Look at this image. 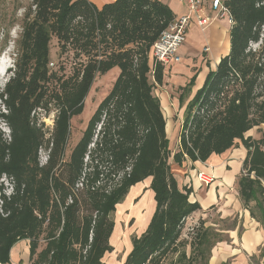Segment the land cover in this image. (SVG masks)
Listing matches in <instances>:
<instances>
[{
	"label": "trees",
	"instance_id": "1",
	"mask_svg": "<svg viewBox=\"0 0 264 264\" xmlns=\"http://www.w3.org/2000/svg\"><path fill=\"white\" fill-rule=\"evenodd\" d=\"M224 1L233 20L230 53L193 99L173 153L154 93L165 70L154 44L175 19L172 10L162 0H114L100 8L88 0H33L12 76L0 90V120L10 130L9 137L0 130V264L11 263L21 241H29V264H103L114 251L116 207L149 179L155 210L124 264H166L175 256L170 264H206L210 232L202 221L190 241L182 240L186 221L202 207L191 188L179 187L172 166L205 163L238 145L247 150L239 196L264 220V133L246 137L264 125V0ZM54 41L59 60L73 54L69 74L64 64L54 70ZM114 68L120 75L65 161L71 119L83 112L97 77ZM51 106L57 117L46 138L36 113ZM43 147L49 158L42 166Z\"/></svg>",
	"mask_w": 264,
	"mask_h": 264
},
{
	"label": "crops",
	"instance_id": "2",
	"mask_svg": "<svg viewBox=\"0 0 264 264\" xmlns=\"http://www.w3.org/2000/svg\"><path fill=\"white\" fill-rule=\"evenodd\" d=\"M88 1L100 8L114 0ZM162 1L172 10L175 18H181L190 13L189 7L183 2ZM204 7L208 15H214L211 7L206 3ZM231 28L227 19L217 20L205 30L201 29L197 22H193L188 29L187 42L180 50L181 63L164 68L163 84L156 86L154 93L160 101L166 120V134L170 149H175L171 140L176 138L179 142L182 126L196 94L205 86L210 75L217 71L221 60L229 55ZM254 131H250L246 137L256 138L257 134ZM246 156L247 150L238 145L223 155L212 156L205 163L188 162L185 167L172 166L179 187L191 188V200L198 202L202 207V210L194 215L200 217L204 228L210 232L206 264H264V220L258 217V214L256 218L251 215L238 192V182ZM201 175L209 178V183L202 182L199 179ZM150 186L151 179L137 184L130 189L125 200L133 204V201L138 199L139 202L134 204L140 206L139 214L141 211L146 212V204L142 199L146 192L151 190ZM213 211L220 215L224 224L228 225L229 222L230 225L221 228L217 223L208 221V213ZM153 213L154 210L148 222ZM148 224L140 235L146 231ZM111 246L115 249L112 239ZM130 246V251L126 253L124 260L132 250L131 243ZM186 253L190 257V246L186 248ZM108 255L112 256V254L106 256ZM106 256L102 261L103 264ZM173 259H176V256L170 260ZM124 260L117 264H124ZM29 261V241H21L11 251L10 264H29Z\"/></svg>",
	"mask_w": 264,
	"mask_h": 264
},
{
	"label": "rangeland",
	"instance_id": "3",
	"mask_svg": "<svg viewBox=\"0 0 264 264\" xmlns=\"http://www.w3.org/2000/svg\"><path fill=\"white\" fill-rule=\"evenodd\" d=\"M32 2L33 0H0L1 91L5 88L6 83L12 76L11 70L12 68H14L15 64V57L13 51L21 37L23 18L26 12L28 11L29 7L31 6ZM261 43L262 42L252 43L250 45V48L253 51H258L260 49ZM51 52L54 70H59V68H61V66H63L64 64V66L67 68V74H69L75 65L73 60V54L70 53L69 55H65L62 60H59L56 41H54L51 46ZM119 75L120 70L118 68H114L106 75L97 77V79L93 83L85 99L83 112L80 115L74 116L71 119V135L66 147V152L64 156L65 161L69 159L70 153L84 135L93 115L96 113L102 101L109 94L113 84L115 83ZM50 108L51 112L48 114H46L44 110H37L36 113V117L38 118V125L42 126L43 131L47 133L46 138L51 137V134L54 130L55 120L57 117L56 108L54 106H51ZM2 112L5 113V110L2 109ZM100 127L101 125L98 126L97 133L100 130ZM260 128L261 129H254L257 134L256 138L261 137L262 133H264V127ZM0 130L3 133H6L7 137H9L10 130L2 120H0ZM171 144L173 145V147H175V149L171 148L173 153H176L180 150V143L178 142V140H176V138H174L173 141L171 140ZM93 147L94 145H91V148ZM48 158L49 150L43 147V149H41L39 153L40 164L42 166L45 165L48 161ZM2 184L5 188L6 195H10L12 192L11 182L7 178H3ZM142 200L144 204H149V209L146 208V212L141 211V214H139L140 206L134 204L138 201V199H135L133 201V204H129L128 201H124L122 204L116 207V211L112 215L115 224L114 231L112 234V237H114V240H112V244L115 246V249L112 253H110L112 254V256H106L104 264L121 263L125 259L126 253L130 251V243L132 244V239L135 236L140 235V232H142L146 228L148 223L141 224L139 217L144 215H149L150 217L152 210H155L153 191H147L146 195L143 197ZM134 215H136V217H134ZM207 220L213 223H217L221 228L228 227L230 225L229 222L228 225L224 224L220 218V215L216 211L209 212ZM199 222L200 217H197L196 215H192L186 221L183 230L182 240H191L193 234L192 229H195L197 226H199ZM171 258L172 257H170L166 261V264L171 263Z\"/></svg>",
	"mask_w": 264,
	"mask_h": 264
},
{
	"label": "built area",
	"instance_id": "4",
	"mask_svg": "<svg viewBox=\"0 0 264 264\" xmlns=\"http://www.w3.org/2000/svg\"><path fill=\"white\" fill-rule=\"evenodd\" d=\"M185 3L190 10V13L181 18H175L171 24L165 29L157 42L154 44V59L164 68L179 64L182 61L180 55L181 48L187 42V33L190 25L197 22L198 26L205 30L217 20L227 19L229 24L233 25V20L225 6L224 0H178ZM211 7L214 15L206 13L204 4ZM208 51V49H205ZM199 179L202 182L209 183L210 179L201 175ZM83 183L79 187H83ZM194 231V229H192Z\"/></svg>",
	"mask_w": 264,
	"mask_h": 264
},
{
	"label": "bare ground",
	"instance_id": "5",
	"mask_svg": "<svg viewBox=\"0 0 264 264\" xmlns=\"http://www.w3.org/2000/svg\"><path fill=\"white\" fill-rule=\"evenodd\" d=\"M146 208H148L149 209V204H146ZM147 210V209H146ZM140 221H141V224L142 223H149L148 221H149V215H144L142 218H140ZM115 233V232H114ZM112 240H114V237L112 238Z\"/></svg>",
	"mask_w": 264,
	"mask_h": 264
}]
</instances>
